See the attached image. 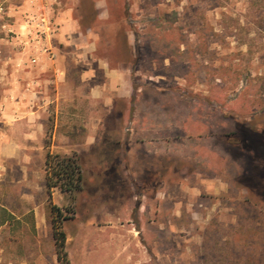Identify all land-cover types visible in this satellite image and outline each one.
<instances>
[{"label": "rangeland", "instance_id": "374dc122", "mask_svg": "<svg viewBox=\"0 0 264 264\" xmlns=\"http://www.w3.org/2000/svg\"><path fill=\"white\" fill-rule=\"evenodd\" d=\"M66 14L101 44L137 31V67L174 112L175 155L155 165L171 198L160 200L156 224L139 227L135 180L120 178L129 164L92 162L79 148L82 190L73 205L57 189L49 199L45 154L67 149H52L51 121L41 155H0V204L15 218L0 227V264H60L49 204L65 218L70 264H264V0H0V135ZM45 110L54 117V105Z\"/></svg>", "mask_w": 264, "mask_h": 264}, {"label": "crops", "instance_id": "0c3cea01", "mask_svg": "<svg viewBox=\"0 0 264 264\" xmlns=\"http://www.w3.org/2000/svg\"><path fill=\"white\" fill-rule=\"evenodd\" d=\"M108 16L106 13L104 18ZM67 18L64 16L59 25L57 44L50 46V50L37 52L38 61L33 60L36 67L28 66L22 91L27 103L13 104L3 112L10 134L0 135V155L14 157L22 148L38 150L41 155L43 139L53 127V150L67 148L65 155H73L79 148H86L92 162L102 157L106 163L129 164V169L123 167L120 178L135 180L130 186L136 190L132 192L136 196V224L139 227L156 224L160 200L171 198L168 190L160 191L157 187L155 165L160 156L169 163V157L175 155L174 112L168 106L158 105L159 90L154 76H145L137 67L142 52L137 46L136 30L124 33L123 44L116 41L101 44L93 38L89 26L83 33L77 19ZM46 73L49 78H45ZM162 95L168 97L167 92ZM47 105H54V119L44 117ZM80 107L85 116L82 122ZM51 121L54 125L46 130ZM180 127L183 130L184 126ZM81 131L84 136H79ZM125 212H130L129 208ZM175 212L174 207L172 215Z\"/></svg>", "mask_w": 264, "mask_h": 264}, {"label": "trees", "instance_id": "16d2710c", "mask_svg": "<svg viewBox=\"0 0 264 264\" xmlns=\"http://www.w3.org/2000/svg\"><path fill=\"white\" fill-rule=\"evenodd\" d=\"M44 171L48 198L50 199L51 192L54 189H58L61 194L68 197L73 205L76 194L82 190L83 186V174L77 155H60L46 152ZM49 205L52 214V236L56 247L57 260L60 264H70L65 250L66 237L62 229V221L65 218L56 206ZM14 220L13 214L0 204V227L9 225Z\"/></svg>", "mask_w": 264, "mask_h": 264}]
</instances>
